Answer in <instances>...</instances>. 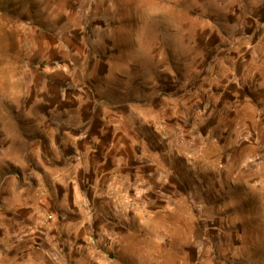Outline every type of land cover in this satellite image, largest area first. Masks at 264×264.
<instances>
[{"label":"clouds","instance_id":"1","mask_svg":"<svg viewBox=\"0 0 264 264\" xmlns=\"http://www.w3.org/2000/svg\"><path fill=\"white\" fill-rule=\"evenodd\" d=\"M0 264H264V0L5 21Z\"/></svg>","mask_w":264,"mask_h":264},{"label":"rangeland","instance_id":"2","mask_svg":"<svg viewBox=\"0 0 264 264\" xmlns=\"http://www.w3.org/2000/svg\"><path fill=\"white\" fill-rule=\"evenodd\" d=\"M32 3L33 0H0V26H2L5 21L19 26V24L24 22L27 10ZM103 40L104 43L101 44L98 49L101 56L107 51L105 46L108 44L107 38H103ZM137 76V71H131L127 75L117 73L115 80L112 82L111 91L114 94L133 91L135 89V79Z\"/></svg>","mask_w":264,"mask_h":264}]
</instances>
